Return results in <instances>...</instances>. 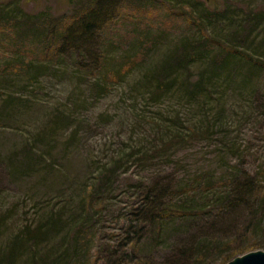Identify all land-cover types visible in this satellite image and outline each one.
<instances>
[{
  "label": "rangeland",
  "instance_id": "rangeland-1",
  "mask_svg": "<svg viewBox=\"0 0 264 264\" xmlns=\"http://www.w3.org/2000/svg\"><path fill=\"white\" fill-rule=\"evenodd\" d=\"M93 5L0 0V255L61 213L59 238L27 243L15 264L56 259L86 187L101 185L92 256L76 264H223L264 250V228L244 230L250 209L221 211L216 194L241 172L264 179V0H119L100 38L72 42ZM166 183L209 188L206 216L145 227L129 215L138 188ZM205 229L234 236L221 253L191 251Z\"/></svg>",
  "mask_w": 264,
  "mask_h": 264
},
{
  "label": "trees",
  "instance_id": "trees-1",
  "mask_svg": "<svg viewBox=\"0 0 264 264\" xmlns=\"http://www.w3.org/2000/svg\"><path fill=\"white\" fill-rule=\"evenodd\" d=\"M94 5L92 11L90 13L82 16L81 18L73 19L74 24L71 28L68 29V35L71 38L72 42H78L80 45L82 43H94L95 38H100L101 29L103 24H107L110 20L111 10L113 11V7L119 0H93ZM79 45V46H80ZM230 60V59H229ZM227 60V61H229ZM226 65L229 66L227 63ZM236 181L228 182L225 186L226 188L219 187L216 190V194L218 199L223 203V209L229 210L230 207H237L240 206H247L249 211L248 220L249 224L245 227L244 230L246 232L251 229V225L253 227L262 229L264 228V179L258 177H252L247 175L244 172H241V175H237L235 177ZM104 184H108V180H103ZM165 187L163 188H147L142 186L138 188V197L140 198V204L137 207H134L131 212H129L130 216H134L137 221L142 224L143 226H147L148 224H155L160 223L163 221H167L169 218L183 216L191 222L194 221L199 217L206 216L204 213L207 210V207L210 205L208 204V198L211 196L207 194L210 191L209 188H204L201 190V195L199 193H192L190 190L180 191L176 187L169 185V183L164 184ZM168 185V186H166ZM88 198L87 196L84 199L83 207L81 211L76 210L73 212V221L74 223H70L68 227H72L74 224V231L72 238L69 240L67 235L63 239L61 243L64 245H60L64 247L62 249L63 252L58 249L57 252H54L53 255L55 256L46 259V255L42 252L41 262L38 264H71L72 262L75 263V260L80 261L83 258L90 259L91 249H87L86 245L92 244L96 238V227L100 223V216L102 214V210H95L97 205L100 203L102 205L103 199H105V192H107V188L104 187L102 189V185L100 188L96 190L87 189ZM104 191V192H103ZM105 193V194H104ZM215 194L214 192H212ZM212 194V195H213ZM93 198V199H92ZM109 198V197H108ZM107 198V199H108ZM93 200L90 202V200ZM89 202L88 204H85ZM96 202V204H95ZM220 202V203H221ZM204 213V214H199ZM64 215L61 213L54 214L51 213L47 217H42L40 220L33 225H29L26 227L23 235L19 238L12 240V244L10 248L9 243L6 246V256L4 254L0 255V261H5L6 264H15L18 260V257L21 254L22 248L28 246L27 243L29 242H36V244L46 243L50 240H56L59 238V234L63 231V226L66 227L67 222L63 221ZM134 222V219H132ZM151 226V225H150ZM69 227V230H70ZM133 229V226L130 227V230ZM73 229H71L72 231ZM210 229H205L201 232V234L194 236L195 238V245L191 248V251L196 250V253L209 255L211 252H222L221 247L231 241L230 237L231 232L225 233L224 235L219 234L218 232L211 233ZM138 234V237L133 239L135 236L132 237L130 242H136L137 245L143 242L141 232H135ZM145 238L147 237L146 233ZM91 235V237H90ZM125 245L124 247H126ZM110 247V246H109ZM200 249V250H199ZM262 248L253 247V245L248 248V250L242 252L240 255H236L233 257H226L223 264H227L235 257L244 255L246 253L257 251ZM119 250V249H118ZM199 250V251H198ZM61 252V253H59ZM116 250L113 252L115 253ZM187 252V251H186ZM204 252V253H203ZM29 253V252H27ZM186 254L184 251H181L180 256V263L183 261H188L186 258ZM38 256L35 252L31 254L32 262L34 256ZM122 256V254H121ZM46 259V260H45ZM87 259V260H88ZM112 264H124V263H112ZM136 264H145L143 262H138ZM193 264V263H191Z\"/></svg>",
  "mask_w": 264,
  "mask_h": 264
},
{
  "label": "water",
  "instance_id": "water-1",
  "mask_svg": "<svg viewBox=\"0 0 264 264\" xmlns=\"http://www.w3.org/2000/svg\"><path fill=\"white\" fill-rule=\"evenodd\" d=\"M228 264H264V250L252 251L236 257Z\"/></svg>",
  "mask_w": 264,
  "mask_h": 264
}]
</instances>
